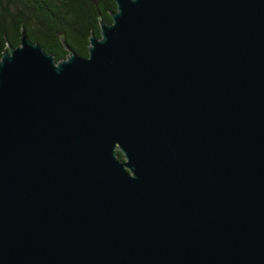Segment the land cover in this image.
I'll return each mask as SVG.
<instances>
[{
  "label": "water",
  "instance_id": "obj_1",
  "mask_svg": "<svg viewBox=\"0 0 264 264\" xmlns=\"http://www.w3.org/2000/svg\"><path fill=\"white\" fill-rule=\"evenodd\" d=\"M115 2L0 58V264H264V0Z\"/></svg>",
  "mask_w": 264,
  "mask_h": 264
},
{
  "label": "trees",
  "instance_id": "obj_2",
  "mask_svg": "<svg viewBox=\"0 0 264 264\" xmlns=\"http://www.w3.org/2000/svg\"><path fill=\"white\" fill-rule=\"evenodd\" d=\"M116 10L115 0H0V58L9 43L20 44L23 28L57 60L70 54L65 42L88 57L90 36L101 35L100 18L112 22Z\"/></svg>",
  "mask_w": 264,
  "mask_h": 264
}]
</instances>
